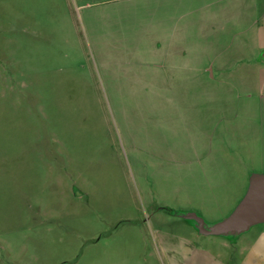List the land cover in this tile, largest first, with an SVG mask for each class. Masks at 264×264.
<instances>
[{"label":"rangeland","instance_id":"1","mask_svg":"<svg viewBox=\"0 0 264 264\" xmlns=\"http://www.w3.org/2000/svg\"><path fill=\"white\" fill-rule=\"evenodd\" d=\"M238 1L0 0V264H240L264 223L183 216L264 173L263 73L195 70L248 64Z\"/></svg>","mask_w":264,"mask_h":264},{"label":"water","instance_id":"2","mask_svg":"<svg viewBox=\"0 0 264 264\" xmlns=\"http://www.w3.org/2000/svg\"><path fill=\"white\" fill-rule=\"evenodd\" d=\"M183 216L194 220L198 231L205 235H237L253 225L264 223V173L251 175L243 199L224 220L207 225L195 213H187Z\"/></svg>","mask_w":264,"mask_h":264},{"label":"crops","instance_id":"3","mask_svg":"<svg viewBox=\"0 0 264 264\" xmlns=\"http://www.w3.org/2000/svg\"><path fill=\"white\" fill-rule=\"evenodd\" d=\"M238 2L242 6L260 5L259 8L264 9V0H258V2H256V0H239ZM239 3H237L238 6L240 5ZM257 16L264 22V11L260 12V14L258 13ZM240 55V57H248L246 59L248 64L230 65L228 64L229 60L226 59V61L222 60L221 62L217 63L211 64V62H208L204 65H196L195 70L205 74H207L209 70H211L212 73L213 70L216 72L215 74H219V82L221 83L224 82L223 74L230 72L229 70L231 67L228 66H232V68L239 66L237 72H259L263 73L264 75V36H262L261 40L256 43V48L254 51ZM244 252L240 264H264V226L260 227L257 238L250 244L248 249L244 250Z\"/></svg>","mask_w":264,"mask_h":264}]
</instances>
